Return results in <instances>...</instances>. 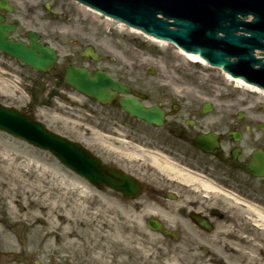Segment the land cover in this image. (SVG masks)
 Returning a JSON list of instances; mask_svg holds the SVG:
<instances>
[{
  "label": "rangeland",
  "instance_id": "374dc122",
  "mask_svg": "<svg viewBox=\"0 0 264 264\" xmlns=\"http://www.w3.org/2000/svg\"><path fill=\"white\" fill-rule=\"evenodd\" d=\"M8 1L13 12L5 14L7 21L18 24L13 37L25 40L37 32L57 50L59 61L50 72L38 73L0 52V104L31 113L88 149L99 150L103 119L112 112L63 83L68 63L104 70L132 88L141 81L180 84L165 89L196 90L202 102L262 113L264 120V97L237 87L219 69L190 62L172 45L108 23L71 0ZM88 46L101 61L79 55ZM34 203L45 208L37 211ZM148 216L112 191H98L51 153L0 131V264H235L227 256L184 253L179 242L148 228Z\"/></svg>",
  "mask_w": 264,
  "mask_h": 264
},
{
  "label": "flooded vegetation",
  "instance_id": "af4514ba",
  "mask_svg": "<svg viewBox=\"0 0 264 264\" xmlns=\"http://www.w3.org/2000/svg\"><path fill=\"white\" fill-rule=\"evenodd\" d=\"M127 87L129 97L139 93L147 109L162 113L163 123L124 112L123 95L100 105L112 116L103 119L99 150H90L143 188L136 199L114 193L131 210L148 211L145 224L152 217L161 221L171 232L161 236L179 242L184 253L264 264V226L256 221L264 216V175L249 171L255 154L264 157L262 113L202 102L196 90L165 89L180 84L141 81Z\"/></svg>",
  "mask_w": 264,
  "mask_h": 264
},
{
  "label": "water",
  "instance_id": "95a60500",
  "mask_svg": "<svg viewBox=\"0 0 264 264\" xmlns=\"http://www.w3.org/2000/svg\"><path fill=\"white\" fill-rule=\"evenodd\" d=\"M76 1L155 38L173 42L186 52L199 54L210 65L264 90V0ZM0 10L12 12L13 8L7 0H1ZM4 21L5 18L0 15L2 52L38 71H49L55 66L57 54L51 46L38 42L39 36L33 32L28 35L30 45L10 39L15 25ZM85 55L94 60L100 59L91 47ZM64 82L101 104L112 103L117 93L129 92L127 87L106 72L97 71L91 76L87 69L72 64L65 70ZM120 104L132 116L149 123H163L162 114L146 109L135 98H123ZM0 130L50 151L67 168L97 188L107 185L122 191L127 197L139 193L134 180L116 170H107L82 145L48 131L44 125L15 109L0 105ZM250 171L255 175H264V160L258 155ZM149 227L166 233L156 221H150Z\"/></svg>",
  "mask_w": 264,
  "mask_h": 264
},
{
  "label": "bare ground",
  "instance_id": "6f19581e",
  "mask_svg": "<svg viewBox=\"0 0 264 264\" xmlns=\"http://www.w3.org/2000/svg\"><path fill=\"white\" fill-rule=\"evenodd\" d=\"M86 11H89V12H92L93 14H95L96 16H99V17H101V15L99 14V13H97V12H95L94 10H92V9H90V8H88V7H83ZM103 18V17H102ZM105 21L106 22H108V23H115L114 21H112L111 19H109V18H105ZM119 24V26L121 27V28H126L122 23H118ZM132 33H135V34H138V35H143L145 38H147L149 41H153V42H155V43H160L161 45H163V46H168L167 45V43L166 42H161V41H157V40H155L154 38H151V37H147L146 35H144V34H142L139 30H135V29H132V28H130L129 29ZM178 53L180 54V55H182L183 57H185L186 59H188L190 62H193V63H198L199 64V62L200 63H202L203 65H205L206 66V64H205V62L198 56V55H194V54H187V53H185V52H183V51H181V50H178ZM225 75V78L228 80V81H230V82H235L237 85V87H239V88H242V89H244V90H247V91H251V92H254V93H258V94H260L262 97H264V92H262L261 90H259L258 88H256V87H254V86H251V85H249V84H247V83H245L244 81H242V80H239V79H234V78H232L231 76H229V75H226V74H224ZM18 202V201H17ZM35 202H37V200H35ZM32 203H33V201H32ZM32 203H30L31 205H33ZM34 206H36V208L35 209H37V211L38 210H43L45 207L44 206H38L36 203H34ZM33 206V207H34ZM20 207V206H19ZM23 208H24V210H25V212H28V209H27V207L26 206H23ZM13 210V209H12ZM257 213H260V212H257ZM258 216V218H259V220H256L259 224H261L262 226H264V216L263 215H261V214H259V215H257ZM34 217H35V214H34ZM3 233V232H2ZM3 235V237H5L4 236V234H2ZM6 239H8V236L6 237Z\"/></svg>",
  "mask_w": 264,
  "mask_h": 264
}]
</instances>
